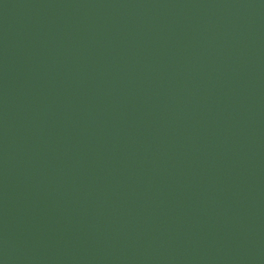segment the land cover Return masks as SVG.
I'll use <instances>...</instances> for the list:
<instances>
[{
  "label": "water",
  "instance_id": "obj_1",
  "mask_svg": "<svg viewBox=\"0 0 264 264\" xmlns=\"http://www.w3.org/2000/svg\"><path fill=\"white\" fill-rule=\"evenodd\" d=\"M0 264H264V0H0Z\"/></svg>",
  "mask_w": 264,
  "mask_h": 264
}]
</instances>
